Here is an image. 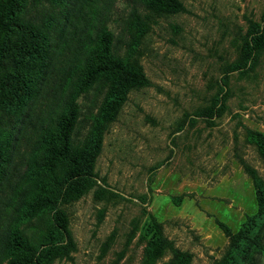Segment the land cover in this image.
<instances>
[{"label": "rangeland", "instance_id": "374dc122", "mask_svg": "<svg viewBox=\"0 0 264 264\" xmlns=\"http://www.w3.org/2000/svg\"><path fill=\"white\" fill-rule=\"evenodd\" d=\"M109 1L97 0L98 9ZM178 1L181 12L155 17L141 27L130 59L148 84L128 93L104 129L94 165L98 185L65 206L75 249L53 264H140L150 215L174 246L190 256V264H219L232 251L233 236L241 238L248 219L258 213L246 166L264 181V163L248 141L250 131L264 135V54L246 73L228 76L229 95L220 115L205 120L198 113L213 104L224 70L238 57L249 27L260 23L264 0ZM72 4L67 2L66 12ZM110 5L109 28L118 54L125 56L130 18L145 11L139 0ZM76 18L67 27L65 56L73 53L71 37L84 32ZM61 56L27 117H6L20 127L11 181L25 169L37 122L56 110ZM102 94L95 86L78 100L79 137L88 130ZM11 107L6 110L12 113ZM99 185L118 193L97 197ZM6 203L0 201V220ZM169 256L155 264H165ZM260 261L264 264L263 257Z\"/></svg>", "mask_w": 264, "mask_h": 264}, {"label": "trees", "instance_id": "16d2710c", "mask_svg": "<svg viewBox=\"0 0 264 264\" xmlns=\"http://www.w3.org/2000/svg\"><path fill=\"white\" fill-rule=\"evenodd\" d=\"M70 1L73 4L66 12ZM96 1L0 0V201H7L0 220V264H53L75 249L65 206L98 185L94 165L103 131L128 93L148 84L130 59L141 27L150 19L183 10L178 0H139L145 14L134 12L130 18V50L122 56L109 28L113 0L100 10ZM75 18L82 20L84 32L71 37L69 50L73 53L65 56L67 27L74 25ZM262 54L264 12L260 23L249 27L236 60L224 70L213 104L198 115L205 120L220 115L229 95L228 76L246 73ZM61 55L65 56L60 66L62 93L55 100L56 110L37 122L33 132L37 139L25 169L11 181L12 153L20 127L14 126L16 119L11 122L6 117H27L40 101ZM95 86L102 89V100L90 117L88 130L79 137L78 100ZM7 106H12V113ZM248 141L264 163V135L250 131ZM246 171L253 180L258 213L248 219L241 238L233 236L232 251L219 264H262L260 259L264 258V181L248 166ZM5 185L9 189L5 190ZM106 193L118 192L105 185L94 190L97 197ZM150 218L140 264H155L166 253L170 256L165 264H190V256L175 247L161 224L152 215Z\"/></svg>", "mask_w": 264, "mask_h": 264}]
</instances>
